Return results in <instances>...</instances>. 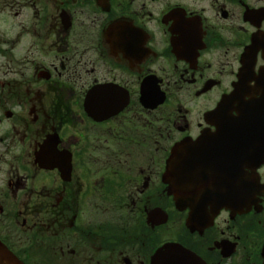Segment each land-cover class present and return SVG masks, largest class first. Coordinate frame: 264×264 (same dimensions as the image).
<instances>
[{
  "label": "flooded vegetation",
  "instance_id": "obj_1",
  "mask_svg": "<svg viewBox=\"0 0 264 264\" xmlns=\"http://www.w3.org/2000/svg\"><path fill=\"white\" fill-rule=\"evenodd\" d=\"M256 87L264 0H0V264H264V119L223 107Z\"/></svg>",
  "mask_w": 264,
  "mask_h": 264
},
{
  "label": "water",
  "instance_id": "obj_2",
  "mask_svg": "<svg viewBox=\"0 0 264 264\" xmlns=\"http://www.w3.org/2000/svg\"><path fill=\"white\" fill-rule=\"evenodd\" d=\"M242 116L245 117L246 115L243 113ZM178 154H179L178 147H176L174 149L173 159L170 162L169 181L172 184L170 185L169 192L170 194L174 195L177 205L183 206L189 203L190 201H187L186 198L185 199L183 198V186L177 184L176 177H177V172H178V166H177L178 165L177 164ZM164 250L168 251V254H169L168 264H205L196 254L192 253L191 251L183 247H178L175 244L168 245V248H165ZM160 252L161 250H159L155 256V260L157 261L160 259L159 257Z\"/></svg>",
  "mask_w": 264,
  "mask_h": 264
},
{
  "label": "snow or ice",
  "instance_id": "obj_3",
  "mask_svg": "<svg viewBox=\"0 0 264 264\" xmlns=\"http://www.w3.org/2000/svg\"><path fill=\"white\" fill-rule=\"evenodd\" d=\"M168 255H169L168 252L166 250L162 249L160 254H159L160 259L157 261V264H160V262L162 260L167 259Z\"/></svg>",
  "mask_w": 264,
  "mask_h": 264
},
{
  "label": "rangeland",
  "instance_id": "obj_4",
  "mask_svg": "<svg viewBox=\"0 0 264 264\" xmlns=\"http://www.w3.org/2000/svg\"><path fill=\"white\" fill-rule=\"evenodd\" d=\"M170 229L171 230H173V228H174V224L171 222V218H170ZM53 264H61L59 261H55V262H53Z\"/></svg>",
  "mask_w": 264,
  "mask_h": 264
}]
</instances>
